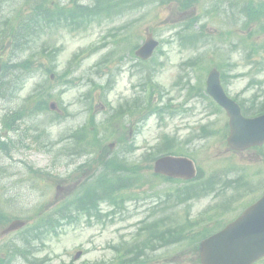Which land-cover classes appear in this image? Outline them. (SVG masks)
<instances>
[{"label":"rangeland","instance_id":"1","mask_svg":"<svg viewBox=\"0 0 264 264\" xmlns=\"http://www.w3.org/2000/svg\"><path fill=\"white\" fill-rule=\"evenodd\" d=\"M69 1L49 0L48 4L67 5ZM87 2L88 0H85V3ZM229 2L232 0H197L195 7L183 13H178V10L171 6L132 11L129 5L126 15L111 21L89 23L82 30L76 25H73L72 29L68 28L69 25L53 26L48 32L34 38L33 43L27 44L29 47L23 54L12 52L9 43L4 42L0 46V64L23 61L40 47L58 49L55 58L56 75H52L51 78V73H46V69L51 65L44 54L31 62L33 71L29 74L22 75V71L17 70L12 77L7 74L0 78V257H7L2 248L20 244L19 232L1 235V231L10 220L24 221L27 224L26 229H30L41 218L46 219L54 215L58 207L76 197L74 195L80 191L82 185H86L88 180L92 182L95 180L102 171L96 160L106 154L109 156L124 146L122 140H127L130 129L133 130V134L135 133V136H132L134 139V151L130 155L132 161H138L146 150L154 148L161 135H171L180 141L170 151L189 142V151L194 150L195 159L202 169L206 172L205 168L211 167L206 172L208 177L213 175L219 179L216 184L217 198L214 201L206 198L180 205L174 202L157 204L155 201L159 195L169 190L173 193L178 185L154 180L145 166L147 164H142L141 178L144 184L121 192L122 196L127 198L118 200L124 202L120 209L111 210L107 204L102 203L99 206L101 214H98V221L92 215H82L79 220L75 219L74 223L62 222L56 236L51 234L44 239L42 246L36 245L38 247L36 260H44L45 264L71 262L114 264L111 261L114 255L110 247L130 238L145 218L157 221V224L162 226L160 230L162 228L166 230L171 226L169 219L178 216L182 218L188 208L191 216L197 217L205 209L214 208L223 200H232L230 207L223 204L225 215L216 219L220 220L222 225L241 212L240 206L264 190V145L243 152L228 151L225 143L220 141L225 117L221 113L211 115L213 112H210L211 105L208 100L201 96L188 95L187 85L184 87L176 85L178 78L187 74L190 85L199 87L201 82L204 83L205 70L221 61L222 55L226 54L227 56H224L232 65V71L229 73L236 75L225 85L228 96L249 105L253 96L257 95L253 110H264V50L250 58L252 62L257 63L255 66L254 63L252 65L245 63L246 55L238 44L247 33L239 27L240 23L231 25V39L228 41L224 39L223 32L229 30L225 27L231 15L227 7ZM216 4L217 16L210 18L206 8ZM31 8L29 0H8L0 5V20L5 17L9 24H13L15 19L21 18L24 11ZM199 14H202L201 18L196 17ZM188 20H196L193 31L200 32L202 27L205 34L204 43L193 47V50L183 49L175 36L182 23ZM118 28L121 33H134L132 42L135 44L143 40L146 32H150L149 29L153 30L151 33L154 39L161 42L160 52L153 56L158 64L154 65L149 61L147 66L138 64L127 47L128 52H116L115 59L107 65L109 70L101 67L99 70L101 75H96L94 64L111 51V42L121 37L118 33L116 37L112 33ZM249 41L255 46L263 45L264 35L254 36ZM105 43H109V47L105 48ZM32 45L35 48L32 49ZM97 45L96 53H91L89 47ZM232 45H238V49L233 50ZM83 49L85 50L83 56L73 57ZM112 51H116L115 48ZM120 54H123L122 58ZM197 58L202 61L195 72L182 65L185 61ZM63 73L67 75L70 83L65 84L59 77L58 74ZM146 75L160 90V95L155 92L152 96V105L161 108L162 105L170 103L172 112L168 114L163 112L162 120L156 115H150L146 121H142L140 118L144 114L145 104H141L142 109L138 115L132 118L125 117L121 122L104 123L109 116V109H113L116 104L126 99L130 101L137 95L141 99L145 98L142 87L147 81ZM19 76L21 82L20 79L17 80ZM106 79L112 83L111 90L102 96L100 90H96L88 98L90 80L103 84ZM38 87L44 98L47 92L52 93V97L46 99L47 104L54 102L60 110L61 117L55 119L56 113L49 110L29 114L39 100V93H34ZM128 88L131 93H128ZM107 103L110 107L106 105ZM92 118L95 121L97 135L92 132V125H88ZM7 119L12 120L10 128L4 125L3 121ZM85 125H87L85 137L87 141H94V151L88 150L77 154L73 151L74 141L69 137ZM202 126L206 127L210 135L205 139L199 135ZM111 144L114 146L109 149ZM224 156L222 163L220 161ZM225 163L233 165L234 169H230L229 172L231 177H223L221 171L213 172L220 170ZM239 168L253 180L250 185L238 188L234 184L240 193L236 195L235 190L224 179L228 177L234 180L236 175H239L236 174ZM253 172H256V177L251 175ZM251 189L253 191H250ZM162 205L169 207L164 211L161 210ZM62 213L65 214V211ZM105 214L108 216H104ZM212 224L213 219H210L194 231L203 233ZM142 236V240L148 238L147 234L143 233ZM198 236L192 235L191 241L189 239L175 246L164 247L159 242L163 248L160 246L153 252H148L147 261L149 264H199L195 248ZM78 251L82 255L74 262L73 258ZM11 264L27 262L16 258ZM258 264H264V260Z\"/></svg>","mask_w":264,"mask_h":264},{"label":"water","instance_id":"2","mask_svg":"<svg viewBox=\"0 0 264 264\" xmlns=\"http://www.w3.org/2000/svg\"><path fill=\"white\" fill-rule=\"evenodd\" d=\"M156 43L147 40L144 46L137 52L141 58H146ZM209 94L223 106L231 118L232 136L229 143L236 145L237 135L243 133L235 128L239 119L238 109L228 101L219 86L218 74L212 71L208 77ZM252 126L247 130L251 133ZM264 136V132L262 134ZM250 138L249 144H258L262 141L259 134ZM249 140V136L245 137ZM171 174V172H168ZM23 224L14 222L5 231L18 229ZM264 255V197L250 207L235 223L230 225L220 234L204 241L200 246L201 264H252Z\"/></svg>","mask_w":264,"mask_h":264},{"label":"trees","instance_id":"3","mask_svg":"<svg viewBox=\"0 0 264 264\" xmlns=\"http://www.w3.org/2000/svg\"><path fill=\"white\" fill-rule=\"evenodd\" d=\"M32 1V0H31ZM34 6L28 12L19 19H15L13 24H9L7 22L8 19H5L3 17L0 21V42H9L10 44L12 43V52L15 53H23L26 50V45L28 43H33L34 38H36L38 35L42 33V29L44 25L50 24L54 21V19H57V25L59 22L62 24H67V22L74 21L75 15H90L92 13V10L89 9V7L84 8L82 6L76 7L75 9L71 11L66 10L63 8H59L55 6L54 8H50L48 5V0H33ZM113 0H93L94 3V10L101 9L102 7L106 6V4L112 2ZM3 3V2H2ZM252 14L254 15L255 18H260L264 16V10L262 8H258L257 10L253 11ZM56 50L52 51L53 59L55 55ZM36 59L35 55H29L25 60L22 62H15L14 64H10L7 68V66L4 69V72H12L15 71H30V62ZM20 79V76L17 78ZM40 89H37L36 92L39 93V106L36 108L37 110H41V105L43 107L46 106V101L44 99V94L40 92ZM52 97V94L46 93L45 98L50 99ZM8 125H11V123H8ZM113 162V161H112ZM112 162H107L106 167L110 168L114 166V163ZM115 172V171H114ZM98 181V180H97ZM102 182V193L104 191H107V185H112V182L107 179L105 175L101 176L99 179V182ZM87 191H89V197H95L93 194V190L91 188H88ZM111 193L115 192V187L112 185L111 188ZM80 205L78 206L80 209L85 205L81 200H79Z\"/></svg>","mask_w":264,"mask_h":264}]
</instances>
